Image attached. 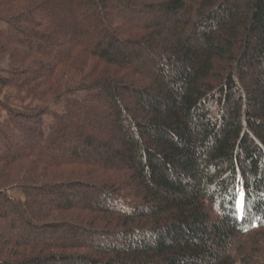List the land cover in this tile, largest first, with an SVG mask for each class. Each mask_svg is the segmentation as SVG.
I'll use <instances>...</instances> for the list:
<instances>
[{
  "label": "trees",
  "instance_id": "obj_1",
  "mask_svg": "<svg viewBox=\"0 0 264 264\" xmlns=\"http://www.w3.org/2000/svg\"><path fill=\"white\" fill-rule=\"evenodd\" d=\"M0 22V264H264V0Z\"/></svg>",
  "mask_w": 264,
  "mask_h": 264
},
{
  "label": "rangeland",
  "instance_id": "obj_2",
  "mask_svg": "<svg viewBox=\"0 0 264 264\" xmlns=\"http://www.w3.org/2000/svg\"><path fill=\"white\" fill-rule=\"evenodd\" d=\"M3 26H4V23L0 22V27H3ZM0 67L2 69H5L6 68V62L1 63ZM10 92H11V90H9L8 88H5V89L1 90L0 91V98H3L4 95L9 94ZM6 118H7V113L3 109L0 108V121L5 120ZM45 121L49 122L50 118L46 117ZM8 194L11 195L14 198H22L23 197V194H22L20 188L11 189V190L8 191Z\"/></svg>",
  "mask_w": 264,
  "mask_h": 264
},
{
  "label": "snow or ice",
  "instance_id": "obj_3",
  "mask_svg": "<svg viewBox=\"0 0 264 264\" xmlns=\"http://www.w3.org/2000/svg\"><path fill=\"white\" fill-rule=\"evenodd\" d=\"M243 206V203H242V201H241V207Z\"/></svg>",
  "mask_w": 264,
  "mask_h": 264
}]
</instances>
